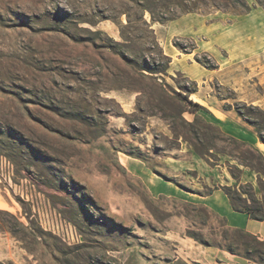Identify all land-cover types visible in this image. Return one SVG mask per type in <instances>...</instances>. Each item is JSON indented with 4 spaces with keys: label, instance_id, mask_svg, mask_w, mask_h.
Returning a JSON list of instances; mask_svg holds the SVG:
<instances>
[{
    "label": "rangeland",
    "instance_id": "374dc122",
    "mask_svg": "<svg viewBox=\"0 0 264 264\" xmlns=\"http://www.w3.org/2000/svg\"><path fill=\"white\" fill-rule=\"evenodd\" d=\"M162 56L201 143L264 158V0H0V264H221L228 165L258 197L264 176L172 135L173 95L140 70ZM49 211L78 241L41 229Z\"/></svg>",
    "mask_w": 264,
    "mask_h": 264
},
{
    "label": "trees",
    "instance_id": "16d2710c",
    "mask_svg": "<svg viewBox=\"0 0 264 264\" xmlns=\"http://www.w3.org/2000/svg\"><path fill=\"white\" fill-rule=\"evenodd\" d=\"M164 64L151 66L148 62H144L146 66L142 67L140 70L148 73V77L152 81H158L160 79L162 83L157 82L154 84L157 87L161 88L162 95H167L168 92L164 89L167 88L173 96H169L170 100L173 102L169 112H164L162 119L166 122H173L170 125V131L172 135L176 139H182L186 142L189 147H191L194 152L203 158L205 161H210V159L215 158V161H219V156H228L232 160H235L238 165L243 168H247L251 171H254L259 176H264V158L263 156L254 148L250 147L244 142H241L233 137H228L223 134L219 129H217L218 137H220V141L230 142V147L233 149V153H225L214 151L213 146L209 144V146L204 145L201 142H208L209 135L206 133L207 130L210 129L208 124H203L204 130L200 131L195 128V124L197 119H194L193 122H186L182 115L185 112H189L192 114H196L198 110L203 109L199 104L193 103L188 98L196 93L195 89H189L187 86L177 85L178 92H176L173 88L164 83L161 78L152 77L151 75H165L168 69L169 59L165 56H162ZM160 77V76H159ZM179 99L180 102L177 103V106L174 104ZM258 112L259 116L264 123V111L255 108ZM237 114L241 117H244L243 114L239 110H235ZM180 123V125L184 128H187L188 131L183 133L177 130L175 124ZM258 134L259 140L262 144H264V138L261 136V125L262 123H250ZM198 141V145L195 143ZM254 153L257 155L254 157ZM228 163V162H227ZM233 167V168H232ZM229 173L232 179L235 182L233 187H221L223 194L228 199L229 205L234 212L246 214L247 217L254 221H264V194L257 196V193L253 189L252 185L241 184L240 176H237L236 173L232 172L231 169L238 170L237 166H229ZM261 191L264 192V188H261ZM211 194V191L207 194H200L201 197H206ZM207 217L209 216L206 213ZM221 233L220 238L222 244H220L219 248L225 250L231 255H239L242 258L258 263L264 264V242L260 241L256 236L245 232L241 229L230 228L227 226V222L225 219L222 220L221 223ZM0 230H4L0 228Z\"/></svg>",
    "mask_w": 264,
    "mask_h": 264
},
{
    "label": "crops",
    "instance_id": "0c3cea01",
    "mask_svg": "<svg viewBox=\"0 0 264 264\" xmlns=\"http://www.w3.org/2000/svg\"><path fill=\"white\" fill-rule=\"evenodd\" d=\"M211 197H213V194L211 196L201 197L200 199L206 201ZM203 203L205 204V202ZM209 207L213 212L219 214L226 220L228 227L244 230L264 242V221H254L249 219L246 214L234 212L227 198L222 204H212ZM220 257L222 259L221 264H258L246 260L239 255H231L226 251H223Z\"/></svg>",
    "mask_w": 264,
    "mask_h": 264
},
{
    "label": "built area",
    "instance_id": "2783aa9c",
    "mask_svg": "<svg viewBox=\"0 0 264 264\" xmlns=\"http://www.w3.org/2000/svg\"><path fill=\"white\" fill-rule=\"evenodd\" d=\"M50 222L48 218L46 221H42L39 219V226L45 232H50L53 235L59 237L64 243L70 245L74 243V241H78L77 234L74 230H71L70 226H68L65 222L59 221L54 213L48 212Z\"/></svg>",
    "mask_w": 264,
    "mask_h": 264
}]
</instances>
